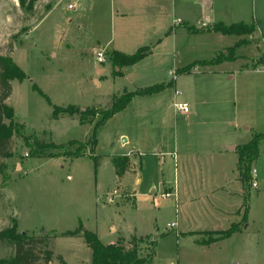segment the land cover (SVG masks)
I'll list each match as a JSON object with an SVG mask.
<instances>
[{
    "label": "rangeland",
    "instance_id": "obj_1",
    "mask_svg": "<svg viewBox=\"0 0 264 264\" xmlns=\"http://www.w3.org/2000/svg\"><path fill=\"white\" fill-rule=\"evenodd\" d=\"M202 1L178 0V13L196 22ZM254 1L213 0L215 16L227 18L229 23L239 17L248 21ZM74 2L75 9H69ZM258 3L264 32V0ZM161 4L159 0H0V54L12 56L28 76L12 81L8 100L15 121L25 129L13 134L12 156H0V230L17 224L18 232L47 236V247L53 251V261L48 264L92 263V249L84 237L63 235L81 225L96 232L105 244L136 236L142 240V256L149 255L155 240L149 264H264V136L258 157L251 169L244 171L251 178L245 183L240 180L237 163L231 178L232 187H241L246 196L244 209L250 206L248 219L244 214L241 223H251L247 230L210 243L217 234L187 232L203 210L183 203L188 194L182 187L178 200L162 198L168 186H175L174 171L169 176L172 183L165 184L166 160L170 151L182 154L176 139L181 125L218 123L223 116L233 129L236 126V132L231 128V133L237 144L248 143L256 132L264 133V70H255L256 64L264 67V35L238 45L233 43L235 36L225 39L235 47L236 55L246 57L228 61L223 67L227 76H234L225 83L221 79L223 107L201 105L196 111L199 115L189 119L175 111L173 102H188L194 113L185 92L203 83L192 78L198 75L192 74L194 69L191 74L175 72L192 64L193 56L211 57L212 49H199L198 41L192 39L178 48L169 42L158 44L169 30L167 24H172L171 11L162 12ZM141 46H148V55L123 67L122 74H114L111 50L122 48L132 54ZM34 83L50 101L34 90ZM156 84L166 87L131 100L120 113L95 128L115 96ZM176 86L182 91L177 98ZM53 105L61 107L58 117L68 108L75 114L66 113L65 118L56 120ZM87 109L90 116L85 120L89 122L82 124L79 116ZM123 136L130 137V143L123 145ZM93 137L97 139L95 147L90 144ZM141 140L145 152L141 181L137 182L136 174H128L119 182L110 158ZM61 143L81 156L63 155L67 149L56 147ZM246 163L247 159L243 166ZM254 167L258 187L252 186ZM212 185L208 180L202 189L208 193ZM110 195L113 201H109ZM172 222L179 225L171 226ZM37 247L44 248L42 244ZM14 256L13 243L0 242V264H12Z\"/></svg>",
    "mask_w": 264,
    "mask_h": 264
},
{
    "label": "crops",
    "instance_id": "obj_2",
    "mask_svg": "<svg viewBox=\"0 0 264 264\" xmlns=\"http://www.w3.org/2000/svg\"><path fill=\"white\" fill-rule=\"evenodd\" d=\"M159 1H161L162 3L161 4L162 12L168 10V8L169 11H171L172 24L170 25L167 24L168 27L166 26V29L169 30L165 34V37L158 44H164L165 42H169V44H171L172 46L174 45L175 48L176 47L178 48L179 46L181 47V43H183L185 46L186 45L185 41L188 39H192L194 41H198V43L196 44L198 45L199 49H212L211 57L202 58L204 56H193L191 58L193 59V62L211 60L214 59L220 53L223 52L226 53L228 49L227 46L229 48L233 47V45L229 46L231 43L227 44L225 40L227 37H232V36L237 37V39L234 40L233 43L238 45L239 43L241 44L242 42L246 43V42L258 40V38L256 37L257 34L264 35V32L261 31L263 18L262 16H260L258 12L259 0H255L253 2V10H252V14L250 15L251 18L247 19L248 21L244 20L242 17L241 18L239 17L237 18L238 20L232 23L227 22L226 21L227 18L222 19L220 17L217 18L215 16V11L213 8L214 7L213 0L202 1L200 5V7L202 8L201 15L196 20V22L190 20V18L188 19L189 16H187L186 14H182L180 16L177 10L179 6L178 0H173V2H171L170 0H159ZM169 3H171V5ZM219 22H222L226 25L243 22L248 25L254 26V32L251 35L248 34L224 35L221 32L208 29ZM184 23L187 26H184L183 28L180 27L178 28L176 26V25H182ZM190 27L203 29V31L194 32L190 29ZM137 45L139 46L140 44ZM257 47L261 48V45L257 44ZM114 50L121 51L124 49L114 48L111 51ZM240 57H246V56L236 55L235 60H237ZM252 62L255 61L252 60ZM261 62H263L264 64V57H262ZM226 63H228V61L218 65L215 64L203 65L200 63L196 65L192 74L198 73V75H195L192 78L199 79V81L202 80L203 84H198L197 86L194 85L191 88L187 89L185 92L186 95L185 98L187 99V101H191L192 107L194 108L195 112L193 113L191 111V108L189 113L178 111L175 106V103L178 102L177 99L174 100L173 102L175 111L185 114L186 117L190 119L195 115L196 116L199 115L198 112L196 111L200 109L201 105H208L209 103H211V105L216 109L223 107L225 100L224 97L225 93L223 91V87H222L223 83L221 79L224 81V83L225 81L229 82L230 80L231 81L234 80V76L233 75L227 76L226 75L227 72L223 69ZM256 66H255L256 71L264 70V67H259V66L256 67ZM173 80L175 82L176 78H173ZM94 82L96 84L98 83L97 85L100 84V80L98 78H95ZM181 94L182 91L177 90V86H176L175 97L177 98ZM138 96L141 95L135 96L131 102L135 101L136 98H138ZM66 116L67 114L65 113L64 115H61L60 117L54 119L60 120L65 118ZM230 123L231 121L228 122V120H225L224 117L222 116L221 120L218 121V123H216L215 121V123L209 124L208 122L204 121L202 125H181V130L177 132L176 139L178 142L177 145L179 143L181 145L180 148L182 149V154L179 155L176 151L168 152V155L170 157L168 161L166 160L167 163L166 175L168 177L167 180H165V184L170 185L172 183V180L169 178V176L172 173V171H174L175 186L174 187L168 186L166 192L162 194V195L164 194L166 195L162 196V198H168L170 196H174L178 200L179 193L181 192V187H182V191H185L188 194L183 203L186 206H191L196 208L198 207L200 210H203V212L199 214L200 216L199 215L197 216L198 221H196L197 224L194 225V228H191L189 229V231H187L190 234L191 233L197 234L200 232H207V231L226 230L233 223L240 224L239 225L240 230L235 232V233H240L244 230H247L251 225V223H249L248 221H246L244 224H241L243 220L242 217H244L245 214V210H247L246 215L248 216L250 206H248L247 208L245 207L246 209H244L246 196L245 197L243 196L244 195L243 190H241V187L240 188L232 187L231 184L232 183L231 178L234 173V164L237 163L236 164L237 169L239 165V152L237 146L243 144H237L238 141L232 142L233 141L232 139L234 138L233 134L234 132H236V126H234L235 129H233L232 128L233 125L231 127ZM231 128L233 130V134L231 133ZM122 138H123L122 140L123 145L125 143H130L131 141L130 137L124 138L123 136ZM145 140H149L147 135H145ZM143 143L144 142L142 140L135 141L133 142V144H130V147H128L127 150H125V152L121 154L113 155V156L128 155L130 157V164L122 176H119L117 174L116 167L112 162L113 156L110 158L113 167L115 169V173L119 179V182H121L128 174H136L137 182L141 181L139 173L144 163L142 156L145 155V152L143 151V145H144ZM232 151L235 153H232ZM156 153L157 152H155V154ZM256 178H257L256 187H258L259 185L258 171ZM208 180L213 185L211 190L208 191L207 193V191L203 190L202 188L205 185H207ZM114 191L117 192V188ZM136 193L137 191L134 190L133 191L134 195H132L133 198L135 197ZM217 195H220L221 197L216 198ZM240 201L242 204L240 203ZM206 221L208 224H206ZM177 225H179L178 222L171 223V226H177ZM227 225H229L228 228H226Z\"/></svg>",
    "mask_w": 264,
    "mask_h": 264
},
{
    "label": "trees",
    "instance_id": "obj_3",
    "mask_svg": "<svg viewBox=\"0 0 264 264\" xmlns=\"http://www.w3.org/2000/svg\"><path fill=\"white\" fill-rule=\"evenodd\" d=\"M243 27V29H241ZM194 32L203 31V29H197L190 27ZM217 32H221L224 35L227 34H247L254 32V26L248 25L246 23H234L231 25H226L222 22L216 23L211 28H208ZM148 46L140 47L135 53L127 54L118 50H114L112 53V65L113 72L116 75L123 73V67L126 65H132L140 61L142 58L148 55ZM236 59L235 47L228 48L226 53L218 54L214 59L195 61L194 63L187 65L176 71L175 73H191L196 65H210L218 64L224 61H232ZM28 76L25 71L14 61L13 57L10 55L0 54V156L7 158L12 156V145H13V134L20 133L25 129V126L17 121H15L14 108L8 104L13 93L12 81L18 79L20 81L26 79ZM174 82V80H173ZM166 87L165 84H156L152 86H146L139 88L134 91H126L120 96H115L110 107L102 113V117L97 120L95 128L100 124L106 122V120L112 117L114 114L123 110L128 103L137 95H147L158 92ZM34 90L38 91L41 95L46 97L49 101L50 98L44 91L39 87L37 83L33 84ZM53 117L58 118V110L60 106L53 105ZM71 109V110H70ZM68 108L64 111L70 115H74V109ZM89 115V110H81L79 119L82 124L87 123L86 116ZM93 117V116H92ZM95 119V117H93ZM6 120H10L9 123ZM264 133L256 132L253 139L243 145L237 146L239 152V165L238 170L240 172V179L245 183L249 180L250 175L244 173L251 169V163L259 155V143L263 138ZM72 143H78L73 141ZM90 144L95 147L97 144V139L93 137L90 140ZM67 144L56 145L58 148L65 147L68 148ZM63 155L68 156H81V154L67 149ZM62 156V155H55ZM54 157V156H47ZM247 159V165L243 166L244 160ZM112 162L116 167L117 174L122 176L127 170L130 164V157L128 155H115L112 157ZM247 201V199H245ZM247 213V210H246ZM245 213V215H246ZM244 215V218H245ZM247 218V215H246ZM240 230V226L237 223H233L228 229L222 231H207L206 234H217L215 239L211 242L228 238L232 236L235 232ZM64 236H81L84 237L89 247L92 249V264H149L154 256V249L156 241L153 240V249L147 256L140 255V245L142 240L133 236L130 240L122 237L117 242L111 244H105L99 238L98 234L92 230L83 228L81 225L75 230H68L63 233ZM48 237H37L34 235H28L26 232H18L17 224L11 227L0 230V242H11L15 246V256L13 257L12 264H48L53 261V251L50 250L48 246ZM125 243H129L131 247H126ZM42 244L44 248L38 249V245Z\"/></svg>",
    "mask_w": 264,
    "mask_h": 264
},
{
    "label": "built area",
    "instance_id": "obj_4",
    "mask_svg": "<svg viewBox=\"0 0 264 264\" xmlns=\"http://www.w3.org/2000/svg\"><path fill=\"white\" fill-rule=\"evenodd\" d=\"M69 9H75L76 7V3H70L68 5ZM175 106L177 108L178 111L180 112H184V113H189L190 112V105L188 102H184V101H178L175 103ZM256 175H257V169L256 167H254L252 169V177H253V184L252 186L253 187H256L257 186V178H256ZM166 194H164L163 196H165ZM114 198L112 197V195H110L109 197V201H113Z\"/></svg>",
    "mask_w": 264,
    "mask_h": 264
},
{
    "label": "water",
    "instance_id": "obj_5",
    "mask_svg": "<svg viewBox=\"0 0 264 264\" xmlns=\"http://www.w3.org/2000/svg\"><path fill=\"white\" fill-rule=\"evenodd\" d=\"M92 264V263H91Z\"/></svg>",
    "mask_w": 264,
    "mask_h": 264
}]
</instances>
